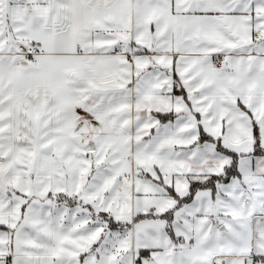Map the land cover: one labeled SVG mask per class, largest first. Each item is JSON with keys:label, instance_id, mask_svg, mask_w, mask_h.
Wrapping results in <instances>:
<instances>
[{"label": "snow or ice", "instance_id": "obj_1", "mask_svg": "<svg viewBox=\"0 0 264 264\" xmlns=\"http://www.w3.org/2000/svg\"><path fill=\"white\" fill-rule=\"evenodd\" d=\"M0 264H264V0H0Z\"/></svg>", "mask_w": 264, "mask_h": 264}]
</instances>
